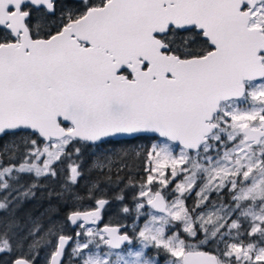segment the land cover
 <instances>
[{
  "label": "snow or ice",
  "instance_id": "obj_1",
  "mask_svg": "<svg viewBox=\"0 0 264 264\" xmlns=\"http://www.w3.org/2000/svg\"><path fill=\"white\" fill-rule=\"evenodd\" d=\"M161 261L264 264V0H0V264Z\"/></svg>",
  "mask_w": 264,
  "mask_h": 264
},
{
  "label": "rangeland",
  "instance_id": "obj_2",
  "mask_svg": "<svg viewBox=\"0 0 264 264\" xmlns=\"http://www.w3.org/2000/svg\"><path fill=\"white\" fill-rule=\"evenodd\" d=\"M138 143L141 145V146H144V145H146V144H148L149 142L148 141H146V142H140V141H138ZM71 251V249H69V252ZM163 264V263H162Z\"/></svg>",
  "mask_w": 264,
  "mask_h": 264
},
{
  "label": "trees",
  "instance_id": "obj_3",
  "mask_svg": "<svg viewBox=\"0 0 264 264\" xmlns=\"http://www.w3.org/2000/svg\"><path fill=\"white\" fill-rule=\"evenodd\" d=\"M140 142H146V141H140Z\"/></svg>",
  "mask_w": 264,
  "mask_h": 264
},
{
  "label": "flooded vegetation",
  "instance_id": "obj_4",
  "mask_svg": "<svg viewBox=\"0 0 264 264\" xmlns=\"http://www.w3.org/2000/svg\"><path fill=\"white\" fill-rule=\"evenodd\" d=\"M163 263V261H161V264Z\"/></svg>",
  "mask_w": 264,
  "mask_h": 264
}]
</instances>
